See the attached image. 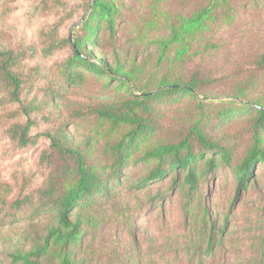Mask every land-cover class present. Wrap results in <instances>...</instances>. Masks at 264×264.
I'll list each match as a JSON object with an SVG mask.
<instances>
[{
	"label": "trees",
	"instance_id": "trees-1",
	"mask_svg": "<svg viewBox=\"0 0 264 264\" xmlns=\"http://www.w3.org/2000/svg\"><path fill=\"white\" fill-rule=\"evenodd\" d=\"M137 1L122 14L123 0H0V138L16 150L45 143L34 165L18 157L11 181L0 182V224L18 215L27 222L9 264H98L85 237L94 242L121 217L127 225L125 199L134 192L170 177L189 201L221 167L239 190L264 163V51L179 73L217 25L264 0ZM159 30L163 37L150 42L156 52L140 59ZM120 35L135 46L133 59L96 56L115 53ZM91 83L105 94H84ZM200 96L230 100L206 109ZM80 124L88 126L78 140L69 128ZM210 238L196 264L214 257L221 240Z\"/></svg>",
	"mask_w": 264,
	"mask_h": 264
},
{
	"label": "rangeland",
	"instance_id": "rangeland-1",
	"mask_svg": "<svg viewBox=\"0 0 264 264\" xmlns=\"http://www.w3.org/2000/svg\"><path fill=\"white\" fill-rule=\"evenodd\" d=\"M123 3L125 8L122 14L126 9L131 12L138 8L137 0H123ZM122 25L123 22H119L120 33L124 31ZM163 35L161 30L149 32L138 57L141 59L155 53V45L150 42ZM120 37L115 53L111 50L104 53L98 51L95 52L96 56L105 57L109 62L116 59L115 56L125 63L133 59L135 46ZM207 38L209 44L197 48L198 53L183 65L179 73H186L195 67H226L264 51V5H249L244 15L232 24L217 25ZM210 44L217 49L211 48ZM82 91L87 95L105 94L100 83H91ZM260 93L255 90L253 96H262ZM217 98L202 99L208 105L206 109L221 107L220 101L230 100ZM87 126L72 125L69 132L79 140ZM44 145L41 143L16 150L8 141L0 138V182L11 181V163L18 157L27 156L28 166L34 165ZM149 188L134 192L125 199L127 225L122 223L121 217L118 223L107 222L98 231L94 242L88 241L90 236L85 237L84 245L93 244L98 264L110 261L116 264H188L191 259L196 264L200 251L208 248L210 233L221 242L217 245L218 240H214L215 254L209 258L208 264H236L237 261H247L253 255L258 260L256 264H263L264 163L255 166L252 177L239 190L237 181L227 167L210 172L200 181L189 201L188 194L179 192L178 187L172 185L170 177L156 180ZM2 195L4 193L0 189ZM188 207L191 208L187 212ZM121 214V210L114 213L115 217ZM15 217V221L10 216L6 223L0 224V264H9L10 254L24 246L23 232L27 222L20 215Z\"/></svg>",
	"mask_w": 264,
	"mask_h": 264
}]
</instances>
